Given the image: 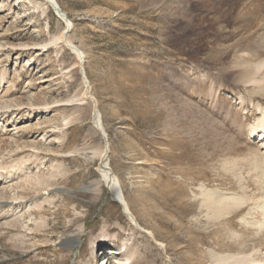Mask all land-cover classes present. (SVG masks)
I'll use <instances>...</instances> for the list:
<instances>
[{
    "label": "rangeland",
    "instance_id": "374dc122",
    "mask_svg": "<svg viewBox=\"0 0 264 264\" xmlns=\"http://www.w3.org/2000/svg\"><path fill=\"white\" fill-rule=\"evenodd\" d=\"M56 2L64 18L45 0H0V264H103L109 250L121 251L116 264H127L125 251L131 264H214L226 254L216 239L255 221L246 208L230 218L233 229L212 223L198 195L258 202L264 193L251 163L264 149L248 135L264 110V77L244 74L264 54V0ZM65 18L94 111L76 57L50 43ZM103 143L131 213L163 252L109 198L96 155ZM17 161L22 170L6 177ZM15 217L22 227L9 225ZM254 249L264 261V247Z\"/></svg>",
    "mask_w": 264,
    "mask_h": 264
},
{
    "label": "bare ground",
    "instance_id": "6f19581e",
    "mask_svg": "<svg viewBox=\"0 0 264 264\" xmlns=\"http://www.w3.org/2000/svg\"><path fill=\"white\" fill-rule=\"evenodd\" d=\"M45 2L51 8H53V9L57 8L59 10L58 14L61 13L62 18H64L63 17L64 13L60 9V7L58 6L56 0H45ZM63 20L66 23L65 26L62 28V30L59 32V34L57 36H54L52 38L50 43L61 42L63 44H66V46H68V48L72 51V53L76 57V59H77L76 66L78 67L80 80H81L82 85H83L81 98H82V100H89L91 102V105H92V110L94 111L95 107H96V100L90 93L89 82H88V80L85 76L84 70H83V59H84L83 53L81 52V50H79L75 46H73V44L70 42V40L68 38V35L67 36L65 35L67 32V29H70L72 27V25L67 18H65ZM260 41L261 42L259 44H261V45L257 46L258 47L257 52L259 54H263L264 53V39L260 40ZM256 58L259 59V62L254 65V69L252 71L248 69L249 66H245V67H248L247 69L244 68L245 69L244 74L246 75L247 79H250V80L254 79L255 73H257V72L261 73V71L263 72V75L260 74V77H264V54L262 55V57H256ZM256 107L258 109H260V104H257ZM95 116L96 117L94 118V128H95L96 132L104 139L106 136V133L103 130L99 116L96 114H95ZM248 135L258 139V142L260 143V147L264 149V110L260 109V118H257L255 123L248 127ZM108 153H109L108 143H103L102 147L96 151V155L99 158V173L101 175V179L105 183V186L107 189V194H108L109 198L112 199L114 202H116L121 207L122 213L124 214V216H126L128 218V220L130 221V223L133 226V229L138 230L141 233H143L147 238H149L151 240V242H153L154 246L158 247L163 252L164 247L161 244L154 241L153 234H151V232H149L147 230L145 231L139 226L135 217L131 213V211L128 207V204L124 198V195H123V192L121 189L120 181L112 173V171H111V169L107 163ZM251 156L253 158V162L251 161V163H253V168L258 171L259 180H261L262 184L264 185V158H263L264 154L259 153L258 150H254L253 154H251ZM247 161L249 162V160H247ZM22 165H24V163L17 161V162H14L13 164L10 163V165L5 166V170H6L5 176L7 177L8 175H12L18 171H21ZM257 171H256V173H257ZM29 177L30 176H28V178L26 177V181L24 182L25 184L29 182ZM32 178H33L32 180L34 181V184L39 185V184H42L44 182V180L41 181L39 177L37 178L35 176ZM30 181H31V179H30ZM0 182H1V180H0ZM44 184H46V186H51V184H49L48 182H46ZM16 187H19V186H16ZM89 191H93V190L89 189ZM98 191H99L98 189H95L96 193ZM200 191L202 192V190H200ZM5 194H8V193H5ZM0 195H1V192H0ZM18 195H19V193H18ZM4 196H3V198H4ZM198 196H199V198L198 197L197 198L199 199L200 207L205 208L206 216L212 223L220 222L222 220H226V222L225 221L224 222L226 223V225L227 224L229 225V227L227 226L228 227L227 229L232 228V227H234V224L230 220V218L233 216L235 217V216L241 214L242 211L246 208L249 210L248 211L249 213H247V215H249L255 221V224H254L253 221L250 222L247 219H243L244 225H243L242 230L239 232L233 231L234 233L230 232L231 235L229 237V240H227L228 242H226V243L223 242L221 244L222 241H220L219 239H216V243L220 242V246H221V248H223L226 251L225 252L226 254L225 255H219L218 254V256L216 255V257L214 259L215 263L216 264H221V263H224V264H264L263 259L260 260L259 257H257L258 256L257 254H255V253L253 254V252L255 250L254 248L258 247L261 250V248L264 247V237H263L264 236V193L261 194V196L258 199V202H256L257 199H256V197L254 198V196H247L245 194H241V195L227 194L225 192L221 193L218 191L217 192L205 191V192L200 193V195H198ZM195 197H196V195H195ZM197 198H195V199H197ZM255 199H256V201H255ZM14 200H20L21 201L22 199L20 197V198L14 199ZM251 202H253V203H251ZM250 203L253 204V207L249 206V205H251ZM40 205L41 204H38V205L35 204L34 208L39 211ZM20 218L15 217L14 221L9 222L10 223L9 225L12 228L22 227ZM251 218H250V220H252ZM250 223H251V225H250ZM2 225H5V223ZM248 225L255 226V228H252L254 230H251L250 229L251 227L248 228ZM215 231L212 232V235H214L216 233ZM251 234L256 235V236L254 235L255 237L253 236V239H254L253 241H255L254 248L245 249L244 243L247 242L246 238H248L249 237L248 235H251ZM243 235H245V236H243ZM72 240H73L72 244H78V242H79L78 239H76V238H73ZM101 241H102V239L97 241V245H95L94 247L91 248V255H93V250L97 249L98 246H100ZM251 241H252V239H251ZM242 244H243V246H241ZM119 252H121V251L119 250L117 252V251H113V250L110 251L109 250L107 258H105L102 261V263L103 264H116V262L113 261L111 256L112 255H118V254H120ZM132 260H133V255L130 254V252L125 251V254L123 255V261L127 264H131ZM214 261H213V263H214Z\"/></svg>",
    "mask_w": 264,
    "mask_h": 264
},
{
    "label": "water",
    "instance_id": "95a60500",
    "mask_svg": "<svg viewBox=\"0 0 264 264\" xmlns=\"http://www.w3.org/2000/svg\"><path fill=\"white\" fill-rule=\"evenodd\" d=\"M53 9V8H52ZM57 14L59 13V10L57 8L53 9ZM61 15V14H58ZM104 137V136H103ZM105 139V138H104Z\"/></svg>",
    "mask_w": 264,
    "mask_h": 264
}]
</instances>
